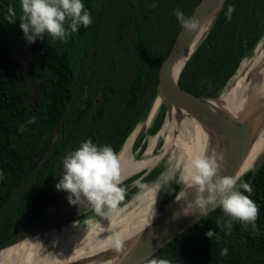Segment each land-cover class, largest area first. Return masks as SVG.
Listing matches in <instances>:
<instances>
[{"label":"trees","instance_id":"1","mask_svg":"<svg viewBox=\"0 0 264 264\" xmlns=\"http://www.w3.org/2000/svg\"><path fill=\"white\" fill-rule=\"evenodd\" d=\"M190 1L191 6L185 8L182 0H158L164 28L155 54L151 61H142L129 81L113 87L98 70L97 57L113 15L129 12L135 0H82L91 12L90 26L81 25L67 41H53L45 33L44 39L37 38L34 43L24 38L19 27L20 0H0V242L68 197L66 191L55 187L62 176L66 153L91 139L98 146H111L119 154L157 95L161 63L182 27L173 12L180 9L189 17L200 0ZM229 5L235 8L230 20L226 18ZM10 7L16 12L13 23L7 21ZM143 18H148L147 13ZM263 37L264 0H225L185 61L179 73L180 86L198 96L222 97ZM92 90L103 93V99L93 107L92 125L80 143L70 144L78 128L72 123L65 132L69 117L82 111ZM167 112L163 101L150 124L151 132H145L135 148L136 158L146 151L149 138L160 132ZM183 115L187 121L192 119L185 111ZM32 117L35 122L28 123ZM21 124L25 125L23 133L18 131ZM164 141L160 138L157 147ZM245 182L252 184L250 198L259 207L255 230L250 224L234 221L230 234H226L229 230L219 225L228 218L216 208L149 258H165L172 264H264V156ZM89 208L88 204L82 210ZM209 229L216 233L212 240L205 235ZM224 248L228 253L221 256Z\"/></svg>","mask_w":264,"mask_h":264},{"label":"clouds","instance_id":"2","mask_svg":"<svg viewBox=\"0 0 264 264\" xmlns=\"http://www.w3.org/2000/svg\"><path fill=\"white\" fill-rule=\"evenodd\" d=\"M220 4L222 6V0ZM20 9L19 27L29 43H34L37 38L44 39L45 33L53 41H67L71 34L78 32L81 25L87 28L92 23L91 12L86 9L82 0H20ZM234 11V6L229 5L226 18L230 20ZM8 12L7 21L15 22L16 12L11 7ZM173 14L189 33L201 30L199 18L188 17L180 9H175ZM35 119L32 117L28 123H34ZM24 130L25 125L21 124L18 131L23 133ZM183 163L181 158L179 164ZM62 165V176L55 187L68 193L70 204L80 205L87 202L97 216L107 217L117 207L118 202L125 198L127 189L122 185L128 177L122 174L119 157L111 146H98L91 139H86L78 148L65 154ZM223 168V154L214 152L209 155L206 146H201L192 152L187 166L183 169L181 182L186 190L181 191L176 199L187 200L188 191L194 190V199L187 203L192 209L190 213L197 212L200 217L206 218L210 211L220 208L228 218L224 224L219 225L222 229L229 230L226 234H230L234 221L250 224L255 230L259 207L250 198L254 191L252 184L242 179L245 172L253 168V164H248L245 169L233 175H221ZM2 175L0 172V176ZM143 181L144 177L141 176L134 181V185L142 191L152 193L149 205L152 220L156 214V194L162 185H149ZM205 235L212 240L216 233L209 229ZM109 240L116 251L124 246V238L118 231L113 232ZM227 253L228 249L224 248L220 255L226 256ZM142 264L172 262L165 258L146 257Z\"/></svg>","mask_w":264,"mask_h":264},{"label":"rangeland","instance_id":"3","mask_svg":"<svg viewBox=\"0 0 264 264\" xmlns=\"http://www.w3.org/2000/svg\"><path fill=\"white\" fill-rule=\"evenodd\" d=\"M182 5L185 8L190 7L191 1L182 0ZM121 7L122 5L120 3V8ZM145 13L148 15L146 20L143 18ZM112 21V23H109L106 26V35L101 44V52H99V56L97 57L98 63L96 65L100 73L104 74L106 78L111 80V85L113 87H118L129 81L131 77L135 75L137 68L143 60L151 61V57L155 54L157 46L162 39L164 24L162 13L159 10L158 0H135L134 6L129 10V12L122 13L119 11L115 13ZM262 49L263 44L260 43L253 57L245 62V68H243L244 70L237 77L238 79L236 78L237 81L232 84L222 97L218 99L211 98L207 105L212 107L217 104L220 99L225 97L235 87L238 81L244 78L246 71L253 64L258 52ZM102 99L103 93L97 92L96 90L90 91L89 99L82 111L75 117H69L70 120L67 123V131L65 132L68 133L72 127V123H75L78 128L72 137L70 144L77 145L80 143L85 131L90 125H92L90 118L92 116L93 107L99 104ZM76 102L77 96L73 98L71 103L72 112ZM170 108L171 106L168 108L166 119L169 116ZM149 110L132 134L137 133L140 130V126L145 120ZM177 110L178 109L176 108V111ZM177 113H179V111H177ZM180 113L182 118L185 120L182 111ZM188 117L192 118L190 121H187L189 124L192 125L196 123V119H194V117L191 115H188ZM196 127L201 133L204 131L205 140L207 141L205 146L208 154L210 155V149L213 145V132L209 127L202 124L198 120ZM174 131L175 130H173V132ZM166 134L167 133L165 132L164 134L159 135L158 133L155 135L157 136V142L152 154L150 155V157L153 158L162 154L161 157H158V159L164 163L162 174H160V177L155 180V184L159 183L162 185L156 194V203L154 207L156 213L158 210L157 207H159V202H161V197H163L162 195L166 191H173V195L175 196L185 189L184 184L181 182V176L183 174V169L187 166L189 161V156L187 154H183L181 152V148L179 147L172 146L166 153V143H164L161 147H157L158 140L160 138H164L165 140ZM176 134L181 135L183 141L188 144H193L196 140V133L191 127L178 130ZM206 141H204V143ZM181 158H183V165L179 164ZM255 167L245 172L242 177L244 181L247 180V178L253 173ZM149 197L151 198L152 194L147 195L142 199L147 202ZM146 202H144V204ZM67 203L68 197L65 196L60 200L58 205L52 209H48L47 213H56L64 208ZM134 204H136V201H134L132 205ZM143 207L144 205L141 209ZM138 211L132 212L131 214H137ZM119 213L120 209L112 212L111 215L106 217L104 221L97 223L93 226V228L87 230L86 232H83V230L80 231L79 229L73 230L72 227L68 228L69 226H64L62 228H46V230H43V233H36L24 240V243L22 241L12 246V251H15L17 255L18 261L16 264H29L26 261L36 259L41 261L43 260V264H60V262H62V264L84 263L93 257L85 256L91 248H95L102 241L109 239L113 232L119 231L122 224H125L130 216H132L120 217ZM79 227L82 226H78L77 228ZM98 256L94 257L97 258ZM45 258H48L46 259L47 261H45ZM51 259H60L61 261H52Z\"/></svg>","mask_w":264,"mask_h":264},{"label":"bare ground","instance_id":"4","mask_svg":"<svg viewBox=\"0 0 264 264\" xmlns=\"http://www.w3.org/2000/svg\"><path fill=\"white\" fill-rule=\"evenodd\" d=\"M213 15L214 14L210 15L206 19L204 24L201 26V30H199V33L197 34L195 43L193 44L192 48L210 27ZM261 43L263 44V49L258 52L256 59L246 71L244 78L238 81L235 87L225 97L220 99L217 104L212 106L214 110L224 115L232 123L240 124L241 122L248 121L249 125L251 126L250 141L238 171L245 169L246 166L250 163L253 164V167H255L264 156V37ZM191 49L185 55H183L172 67L171 74L173 80H177L178 74L182 69L188 56V53H190ZM237 79L234 82H236ZM161 102L162 98L160 95H158L153 101L145 120L140 126V129H146L148 127L150 120L152 119L156 110L160 107ZM177 111H179V113H177ZM177 111L175 107L171 106L168 118L166 120L164 119L165 122L162 128L160 127L161 130L159 132V135L164 134L165 132L167 133L165 135L164 142L166 143L165 153L172 146H176L181 148V152L183 154H187L190 158L192 152L198 150L201 146H205L207 144V141L205 140V133L203 131L202 133L204 134H202L197 129V120H195L196 123L191 125L187 122L184 115L183 116L185 120L182 118V115L180 113L182 110ZM188 127L193 128L196 133V140L193 144H188L184 142L181 138V135L176 134L178 130L187 129ZM173 130L175 131L173 132ZM137 135L138 132L131 134L118 154L121 165V172L128 178L141 171L142 169L153 165L158 159V157H161L162 155L161 154L158 157L153 158L150 157L157 142V136H151L149 138L148 146L146 148V156L148 158L145 160L136 159L135 152L132 151V146L137 138ZM204 141L206 142L204 143ZM212 142L213 145L210 149V155L214 152L222 154L225 151L227 145L226 141L220 136L218 132L217 134L213 133ZM151 201L152 197H149L147 202L144 204V207L139 210L137 214H133L132 216H130V218L125 222V224H122V227L119 228L120 230L118 229V232H120L122 237L124 238V245H129L150 222L151 217L149 212V205ZM85 203L87 202H83L80 205H74L68 202L64 206L63 212L74 210ZM191 211V207H189L186 203L184 208L181 210V215L179 217L180 219L177 222H180L181 220L187 218L191 214ZM24 240H22L23 243L25 242ZM12 249L13 247L10 246L0 250V264L17 263L18 260L16 252L12 251ZM123 249L124 247L120 251H116L111 246L110 240L106 239L95 248H91V250H89V252H87L85 256L94 257L100 254H106L101 257L98 256L97 258L92 257V259L81 264H118L125 252V250ZM46 259L48 258H45V261H47ZM51 260L58 262L61 261L60 259ZM26 262L29 264H43L44 261L36 259ZM60 264H62V262H60Z\"/></svg>","mask_w":264,"mask_h":264},{"label":"water","instance_id":"5","mask_svg":"<svg viewBox=\"0 0 264 264\" xmlns=\"http://www.w3.org/2000/svg\"><path fill=\"white\" fill-rule=\"evenodd\" d=\"M224 2L225 0H222V6ZM222 6L220 4V0H200L189 17L199 18L202 26L206 19L212 14H214L212 19L213 21ZM198 33L199 31L189 33L186 29L181 27L172 49L161 63L158 72L156 97L160 95L162 102L166 101L168 108L173 106L178 110H183L188 115L194 117V119L209 127L213 133L217 134L218 132L220 134L227 144L225 151L222 153L224 157V168L221 171V175H233L238 172L250 141L251 126L249 125V122L244 121L240 124L232 123L224 115L220 114L205 103V99H218L220 97H202L185 90L179 84V74L176 81L172 79V67L192 48ZM195 46L191 49L190 53H188L186 60L194 50ZM158 109L150 120L148 127L138 131L137 138L132 146L133 152H135V148L142 135L145 132H151L150 124ZM141 158L142 157L139 159ZM176 196L179 198V194L175 195L161 210L155 214L154 218L150 220L148 225L129 245L123 246V250H125V252L118 264H141L146 257L149 258L161 246L169 242L173 237L201 218L199 213L193 212L187 218L177 222L180 219V213L185 204L194 199V190L190 189L188 191L187 200H177ZM86 205H88V203L67 212H63L64 210L62 208L56 213H46L44 216L21 229L14 235L1 241L0 250L13 246L36 233L42 232L44 229L63 221L70 214L78 209L84 208ZM105 254H100L99 256L101 257Z\"/></svg>","mask_w":264,"mask_h":264},{"label":"crops","instance_id":"6","mask_svg":"<svg viewBox=\"0 0 264 264\" xmlns=\"http://www.w3.org/2000/svg\"><path fill=\"white\" fill-rule=\"evenodd\" d=\"M150 155V153H149ZM142 157L141 159H139ZM138 157L139 160H145L148 157L146 156V151ZM150 159V157H149ZM160 159H157L156 162L148 166L141 171L137 172L133 176L129 177L127 180H125L123 187H126L127 192L125 195V198L122 201H119L117 204V207L113 209L108 216L111 215L112 212L120 209L119 216L120 217H128L132 215V212H136L141 209V207L144 205L145 200L142 198H145L147 195L152 194L150 191H142L137 186L134 185V181L139 179L141 176L144 177V183H147L149 185L155 184V180L160 177V174H162V169L164 167L163 161H159ZM173 191H166L161 197V202H159V207L157 212L161 210L173 197H174ZM140 199V200H138ZM142 199V200H141ZM134 201H138L136 204L132 205ZM162 206V207H161ZM155 207V205H154ZM83 209V208H82ZM78 209L77 211L70 214L68 217H66L63 221L56 223L61 224V228L64 226H69L68 228H73V230L79 229L80 231L83 230V232H86L87 230L93 228L97 223H100L106 219V217H100L97 216L91 208L87 210ZM114 215V214H113ZM107 216V217H108ZM53 225V226H55ZM51 226V228H54ZM78 226H82L77 228ZM107 226V225H106ZM60 228V227H59ZM46 230V229H45Z\"/></svg>","mask_w":264,"mask_h":264}]
</instances>
